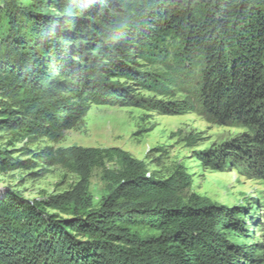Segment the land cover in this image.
<instances>
[{
  "label": "trees",
  "instance_id": "1",
  "mask_svg": "<svg viewBox=\"0 0 264 264\" xmlns=\"http://www.w3.org/2000/svg\"><path fill=\"white\" fill-rule=\"evenodd\" d=\"M28 1L0 0V131L58 142L92 105L201 106L208 122L245 130L197 152L200 164L264 181V0ZM197 57L198 97L176 99ZM38 157L76 182L34 199L0 187V264H264V224L192 191L182 165L157 178L119 147ZM36 165L0 145V173ZM95 168L108 189L98 203Z\"/></svg>",
  "mask_w": 264,
  "mask_h": 264
},
{
  "label": "rangeland",
  "instance_id": "2",
  "mask_svg": "<svg viewBox=\"0 0 264 264\" xmlns=\"http://www.w3.org/2000/svg\"><path fill=\"white\" fill-rule=\"evenodd\" d=\"M24 2L29 4L28 0ZM6 29V22L0 24V40ZM202 63L201 57H197L194 67L182 74L176 99H197ZM244 130L208 122L201 106L184 115H162L137 107L92 105L83 121L66 131L58 142L48 138L31 141L23 134L0 131V145L6 146L11 158L32 159L37 164L31 169L0 173V187H10L29 199L63 192L76 182V176L60 165H46L38 157L42 150L69 146L119 147L144 160L149 172L157 178H167L179 165L184 166L193 179L192 191L210 203L241 205L255 224H264V181L246 179L237 170L211 171L200 164L196 155ZM189 136L196 139L194 145H190ZM106 184L102 170L93 169L90 186L96 203L107 194Z\"/></svg>",
  "mask_w": 264,
  "mask_h": 264
}]
</instances>
